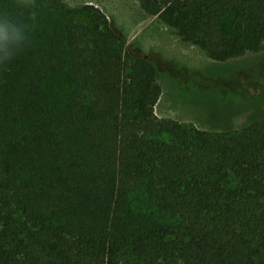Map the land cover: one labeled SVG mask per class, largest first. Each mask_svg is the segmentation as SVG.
Returning a JSON list of instances; mask_svg holds the SVG:
<instances>
[{
  "label": "trees",
  "instance_id": "1",
  "mask_svg": "<svg viewBox=\"0 0 264 264\" xmlns=\"http://www.w3.org/2000/svg\"><path fill=\"white\" fill-rule=\"evenodd\" d=\"M141 3L217 61L264 49V0ZM66 8L0 0L32 26L0 65V264H264L261 86L230 65L177 76L98 9L80 23ZM162 74L217 125L159 120ZM235 110L255 117L235 129Z\"/></svg>",
  "mask_w": 264,
  "mask_h": 264
},
{
  "label": "rangeland",
  "instance_id": "2",
  "mask_svg": "<svg viewBox=\"0 0 264 264\" xmlns=\"http://www.w3.org/2000/svg\"><path fill=\"white\" fill-rule=\"evenodd\" d=\"M66 9L72 11L69 18H74L80 23L90 22V15L83 9L87 6H92L98 9L109 20L123 32L129 44L133 45L135 50H141L146 54H157L162 59L174 62L180 68L177 76L187 75L189 73L212 72L217 66H233L230 71L243 72L246 79L245 90L258 92L263 90L264 86V49L256 55H247L243 58L230 59L227 62H220L212 58L206 50L196 41L184 40L180 33L173 29L161 14L150 15L143 8L141 0H61ZM83 11V14L81 13ZM233 22V14L226 17L223 22L225 29H230ZM211 70V71H209ZM259 71V75H255ZM242 73V74H243ZM241 74V75H242ZM159 85L161 86L160 98L154 107V114L159 120L176 121L180 123L193 124L197 128L205 131H210L211 127L216 124L217 119L221 117L220 113L217 116L209 111L207 103H187L178 93L172 81L167 75L158 77ZM200 86H212L216 84L213 81L202 83V80L197 82ZM223 90H231L237 93L238 90L227 88L226 85H219ZM207 96V95H206ZM209 97L211 95L208 94ZM210 99V98H208ZM264 110V108H263ZM217 114V113H216ZM233 116H230V123L233 127L240 128L255 117V112L252 110L240 112L234 111ZM224 121V120H222ZM226 182V180L224 181ZM227 182L229 180L227 179Z\"/></svg>",
  "mask_w": 264,
  "mask_h": 264
},
{
  "label": "clouds",
  "instance_id": "3",
  "mask_svg": "<svg viewBox=\"0 0 264 264\" xmlns=\"http://www.w3.org/2000/svg\"><path fill=\"white\" fill-rule=\"evenodd\" d=\"M16 4L20 8L35 7V0H16ZM35 18L36 13L33 11L31 19ZM31 28L24 20L0 13V65H5L24 50L29 43Z\"/></svg>",
  "mask_w": 264,
  "mask_h": 264
}]
</instances>
